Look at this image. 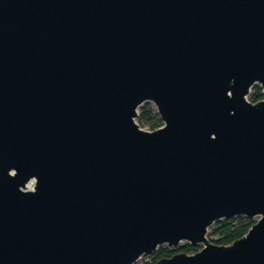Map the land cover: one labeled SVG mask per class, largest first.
I'll use <instances>...</instances> for the list:
<instances>
[{
    "label": "water",
    "instance_id": "95a60500",
    "mask_svg": "<svg viewBox=\"0 0 264 264\" xmlns=\"http://www.w3.org/2000/svg\"><path fill=\"white\" fill-rule=\"evenodd\" d=\"M256 85L264 0H0V264H264Z\"/></svg>",
    "mask_w": 264,
    "mask_h": 264
},
{
    "label": "trees",
    "instance_id": "16d2710c",
    "mask_svg": "<svg viewBox=\"0 0 264 264\" xmlns=\"http://www.w3.org/2000/svg\"><path fill=\"white\" fill-rule=\"evenodd\" d=\"M255 91L250 95V101L257 103L264 100L263 88L254 86ZM137 122L141 127L148 126L151 131L157 130L163 126V121L157 112V109L147 102L139 108ZM257 221L254 218L238 216L216 222L210 227L208 239L219 246H229L235 241L244 237ZM202 249L201 245L193 246L187 244L178 249L171 247H159L152 255V258L142 264H156L159 260L170 258L178 253L195 254Z\"/></svg>",
    "mask_w": 264,
    "mask_h": 264
},
{
    "label": "rangeland",
    "instance_id": "374dc122",
    "mask_svg": "<svg viewBox=\"0 0 264 264\" xmlns=\"http://www.w3.org/2000/svg\"><path fill=\"white\" fill-rule=\"evenodd\" d=\"M256 86H259V85H256ZM255 91V87H253L252 88V90H251V92H250V94H252L253 92ZM248 97H250V95L248 96ZM250 99V98H249ZM154 107H155V105L152 103V102H150ZM156 108V107H155ZM163 125H164V123H163ZM142 129H144V130H146V131H151L150 129H149V127L148 126H144V127H141ZM32 185H34V182H33V184ZM256 221L259 219V217H257V218H254ZM209 230H210V228H209ZM187 244H189L187 241H183V242H181L178 246H176V247H172V246H169V245H163V246H161V247H171V249H178V248H181V247H184V246H186ZM202 246V245H201ZM202 248H203V246H202ZM152 256L153 255H144V256H142L135 264H142L143 262H145V261H148V260H150L151 258H152Z\"/></svg>",
    "mask_w": 264,
    "mask_h": 264
},
{
    "label": "built area",
    "instance_id": "2783aa9c",
    "mask_svg": "<svg viewBox=\"0 0 264 264\" xmlns=\"http://www.w3.org/2000/svg\"><path fill=\"white\" fill-rule=\"evenodd\" d=\"M263 93H264V89H263ZM160 128H161V127H160ZM32 184H33V182L30 183V185H29L30 188H32V186H33Z\"/></svg>",
    "mask_w": 264,
    "mask_h": 264
}]
</instances>
